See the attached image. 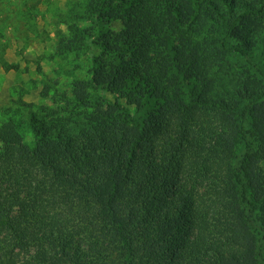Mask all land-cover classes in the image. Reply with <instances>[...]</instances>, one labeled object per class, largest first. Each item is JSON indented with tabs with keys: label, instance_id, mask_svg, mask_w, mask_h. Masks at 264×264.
Wrapping results in <instances>:
<instances>
[{
	"label": "trees",
	"instance_id": "16d2710c",
	"mask_svg": "<svg viewBox=\"0 0 264 264\" xmlns=\"http://www.w3.org/2000/svg\"><path fill=\"white\" fill-rule=\"evenodd\" d=\"M68 15L73 108L2 112L0 264H264V0Z\"/></svg>",
	"mask_w": 264,
	"mask_h": 264
},
{
	"label": "rangeland",
	"instance_id": "374dc122",
	"mask_svg": "<svg viewBox=\"0 0 264 264\" xmlns=\"http://www.w3.org/2000/svg\"><path fill=\"white\" fill-rule=\"evenodd\" d=\"M78 1L0 0V121L6 109H20L26 121L33 114L64 116V108H73L71 73L85 78L89 65L86 56L64 59L56 50L58 32L66 31L68 14Z\"/></svg>",
	"mask_w": 264,
	"mask_h": 264
}]
</instances>
